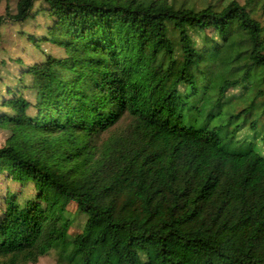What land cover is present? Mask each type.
<instances>
[{"label":"trees","instance_id":"obj_1","mask_svg":"<svg viewBox=\"0 0 264 264\" xmlns=\"http://www.w3.org/2000/svg\"><path fill=\"white\" fill-rule=\"evenodd\" d=\"M174 3L18 0L15 15L6 7L0 30L47 13V33L30 41L63 53L27 68L2 105L11 116L0 112L10 132L0 175L37 194L23 203L6 195L0 264H36L51 250L65 264H264V155L226 150L217 128L197 126L204 103L190 104L206 51L230 47L225 72L236 69L235 79L216 106L244 103L232 118L253 130L262 121L264 146V1ZM239 33L249 47L240 54ZM72 209L86 217L75 237Z\"/></svg>","mask_w":264,"mask_h":264},{"label":"rangeland","instance_id":"obj_2","mask_svg":"<svg viewBox=\"0 0 264 264\" xmlns=\"http://www.w3.org/2000/svg\"><path fill=\"white\" fill-rule=\"evenodd\" d=\"M229 1L232 0H175L174 4L176 8L182 9H190L193 7L202 9L209 5L221 9ZM237 1L240 4L246 2V0ZM17 3L18 0H2L0 4V16H5L7 6H9L10 14L15 15ZM143 3L148 5L150 0H143ZM35 10H37V8ZM35 14L36 12L33 18L24 24L7 21L0 30V112H5L6 115L9 116H11V111L2 106L3 102L11 99V96L7 92L8 87L12 88L18 86L19 79L23 77L27 68L31 65L44 61L48 55H60L63 53L59 48L49 43L40 42L37 47L30 41V38L36 41L43 38L50 25L46 16L47 13L42 12L36 16ZM236 39L239 44L235 43V48L240 46L238 48V54L245 52L246 49L249 48L246 43L248 37L244 33H239ZM208 48L209 47L206 46V49ZM231 51L232 49H230V47H227L226 50L219 55H215L216 52L212 49L206 51L210 60L206 61L201 66V73H199L197 77L198 95L192 99L190 104L198 106L204 103L206 109L197 120V126L199 127L200 125L208 123L211 128H217V130H219V135L223 137V147L226 150L241 154L254 148L264 155V146L261 144V141L259 142V135L262 131V121L258 120L260 128L253 130L249 125H242L244 121L243 117L239 119L232 118L234 111L238 107L244 105V103L238 99L235 100L230 107L216 106V102L222 98L220 96V90L225 85V82L235 79L234 73L236 69L228 73L225 72V68L229 67L228 63L232 55ZM246 62V56L238 57L234 65L236 68H241ZM23 83L25 86H28L23 96L34 103L36 93L30 88L32 82L29 80V77H25ZM16 91L18 92L19 89ZM235 93L236 91L234 89H230L225 98L221 100V103L232 100ZM213 106H215V108L211 109ZM127 124V120L123 121L114 131L126 128ZM239 126L241 127L239 128ZM9 135L10 132L7 131V129H0V147L5 144ZM106 137H108V135ZM256 142H258V144H255ZM8 193L16 194L19 203H23L27 199L33 198L37 194V191L32 183H27L22 186L18 182L7 178L5 173H2L0 175V220L5 210V197ZM65 216L71 221L69 234L71 237H75L84 227L86 217L74 209L68 211ZM36 264L65 263L59 260V255L55 250H51L45 256L41 257Z\"/></svg>","mask_w":264,"mask_h":264}]
</instances>
